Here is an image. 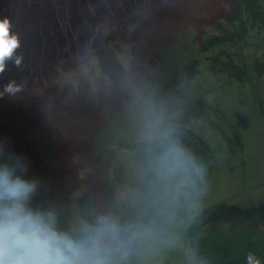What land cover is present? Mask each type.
<instances>
[{
    "label": "rangeland",
    "instance_id": "374dc122",
    "mask_svg": "<svg viewBox=\"0 0 264 264\" xmlns=\"http://www.w3.org/2000/svg\"><path fill=\"white\" fill-rule=\"evenodd\" d=\"M70 1L50 0L55 15L41 29L9 10L24 59L20 68L8 63L0 91L12 79L27 83L15 97L0 98V146L15 148L40 174L35 136L54 133L59 150L48 170L56 185L53 206L62 188L73 187L71 225L79 232L87 224L78 201L92 198L96 239L107 264H187L182 240L157 237L142 221L147 197L160 192L158 179H152L161 176L153 170L148 179L147 165L153 163L144 143L169 139L176 124L192 118L180 111L183 97L198 95L201 87L178 84L183 67L198 60L201 73L209 75L215 49L201 52L198 43L217 33L219 24L236 25V0H101L84 6ZM260 33L232 48L237 63L264 61V29ZM233 87L232 97L219 100L231 102L227 111L246 119L245 156L240 164L224 160L221 170L206 176L191 150L187 162L201 180H183L193 217L214 203L264 198V124L250 117L258 113L250 84ZM191 123L216 139L207 123ZM177 168L188 177L186 165ZM108 189L116 210L106 201Z\"/></svg>",
    "mask_w": 264,
    "mask_h": 264
},
{
    "label": "trees",
    "instance_id": "16d2710c",
    "mask_svg": "<svg viewBox=\"0 0 264 264\" xmlns=\"http://www.w3.org/2000/svg\"><path fill=\"white\" fill-rule=\"evenodd\" d=\"M89 1L97 5L101 0L70 2L84 6ZM49 4L50 0H37V3L31 0H0V19L7 18L12 8L15 16L20 12L28 18L30 24L41 29L48 24V19L55 15ZM235 4L238 15L235 19L236 25L219 24L217 33L205 36L198 43L201 52L215 49L209 58L211 66L209 75L201 73L198 60L188 61L183 67L182 80L178 84L183 88L201 87L198 95L197 92L195 95L188 93L183 97L184 102L182 101L180 111H184L192 118L184 124L182 122L176 124L173 132L169 133V139L161 138L155 142L144 143L146 149H149V159L153 163L147 165L148 179H152L151 175L155 173L153 170L161 176L152 179H158L156 181L160 192L151 198L147 197L150 206L143 213L142 221L157 237L182 240L187 264H247L246 255L249 252L264 264V198L244 204L234 201L214 203L193 217L188 189L183 183L185 178L196 184L201 181L193 171L194 165L187 162L191 150L200 158L198 165L206 176L215 168L221 170L226 159L237 164L244 159L246 119L235 110L227 111V108L231 109L229 106L231 102L226 99L219 100V97H232L231 93L236 91L233 83L250 84L252 106L258 111L255 116L251 113L250 117L258 118L264 124V93L261 92L264 89V61L257 58L249 65L245 58L241 63H237L232 50L234 46H244L247 39L251 38L252 32L257 30L258 34H261L260 31L264 29V2L236 0ZM89 12L91 13V10ZM231 22H234V19H231ZM205 79L208 81L206 84ZM191 91L189 88L188 92ZM199 121L212 127L216 135L215 140L202 135L203 131L194 123ZM35 141L43 162L42 173L39 174L27 158L15 148L4 149L0 163L17 164L26 169V178H35L40 182L38 195L33 198V205L55 212L58 227L62 231L78 239H96L93 204L89 195L81 197L78 201L80 215L87 224L79 232H75L71 225L73 187L62 188V199L53 206L52 193L56 185L52 183L48 170L59 150V139H56L54 133L42 131L35 136ZM217 141L222 147L219 148ZM180 165H186L190 171L188 177L182 178V173L177 168ZM109 192L110 189L107 190L106 201L112 210H116L114 198Z\"/></svg>",
    "mask_w": 264,
    "mask_h": 264
},
{
    "label": "clouds",
    "instance_id": "9594fccd",
    "mask_svg": "<svg viewBox=\"0 0 264 264\" xmlns=\"http://www.w3.org/2000/svg\"><path fill=\"white\" fill-rule=\"evenodd\" d=\"M20 47L19 33L12 31L10 19H0V74L9 62L21 67L24 57L18 54ZM26 83L10 80L0 91V98L15 97ZM25 173L26 169L17 164L0 163V264H107L97 239H78L62 231L55 212L33 205L40 182L26 178ZM246 262L261 264L251 252Z\"/></svg>",
    "mask_w": 264,
    "mask_h": 264
}]
</instances>
